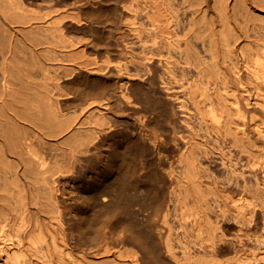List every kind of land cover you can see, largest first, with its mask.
I'll use <instances>...</instances> for the list:
<instances>
[{
    "label": "bare ground",
    "instance_id": "obj_1",
    "mask_svg": "<svg viewBox=\"0 0 264 264\" xmlns=\"http://www.w3.org/2000/svg\"><path fill=\"white\" fill-rule=\"evenodd\" d=\"M61 3L69 9L61 12ZM104 5L112 11L106 23ZM103 24L113 45L122 44L124 63L109 60L108 42L93 44L108 58L91 63L87 44L79 48L85 42L77 44L71 34ZM45 55L78 62L65 67L66 79L77 72L116 79L135 112L142 105L125 78L153 84L179 115L172 138L163 132L158 140L149 138L178 155L170 166L178 186L169 202L187 207L176 219L175 237L164 239L161 264H264V0H0V264H146L143 250L132 248L127 262L108 245L88 249L73 242L75 219L68 215L75 210L62 199L61 184L78 179L82 160L109 139L114 128L104 110L110 98L104 87L97 88L99 98L88 92L87 99L83 91L85 100L68 115L62 100L78 99L79 85L69 91L61 78L25 73L20 64ZM140 120L145 126L154 121L148 115ZM60 136L65 140L56 144ZM111 142L110 165L127 185L133 181L124 151L138 142ZM143 144L140 154L149 151ZM161 221L169 225L168 210ZM227 226L238 228H231L234 236ZM93 236L81 239L95 241Z\"/></svg>",
    "mask_w": 264,
    "mask_h": 264
},
{
    "label": "rangeland",
    "instance_id": "obj_2",
    "mask_svg": "<svg viewBox=\"0 0 264 264\" xmlns=\"http://www.w3.org/2000/svg\"><path fill=\"white\" fill-rule=\"evenodd\" d=\"M67 5H62V3L60 4V6L58 5L59 8L61 7L60 11L65 12L66 9H69ZM100 8L103 9H101L103 20L106 19L105 17H107V19L104 20V22L106 23V21L110 19L109 17L112 16L109 13V10L111 13L112 11L108 8V10L106 9V12L105 8H107V6L105 5L104 7ZM54 10H58V8H55ZM70 21L71 20L67 19L65 25L68 24V26H71V24H69ZM104 25L106 24H103L102 27L84 26V29L80 28L81 30L79 29V27L74 25L73 28L77 27V29L79 30H76L74 28L75 31L74 29H72L73 31L71 34H74V37L76 35L75 41L77 44H80L83 41L85 42L79 45V48L80 46H84L87 44V55L85 54V56L90 59L91 63H93L94 60L96 63H101L106 57L108 58L109 55V60L113 62L124 63L127 55H125V52L123 53L119 49L122 44L120 46L116 44V46L113 45V43H115L114 39L109 36L111 34L108 33L109 30L106 29L105 27L107 26L104 27ZM89 40L92 42L91 45L89 44L91 43ZM111 40L113 41V43ZM93 44L98 47H103V45L105 46V44V47H110L111 44V52H109L108 56H106L107 53L105 54V50H102L104 51L103 53L100 50V53L99 50L97 51L94 47H92ZM136 47L134 48L138 51L139 46L137 48ZM95 50L97 53L94 52ZM58 59L62 60V62H58ZM58 59L45 55L41 56V59L36 61L30 59L28 61H24L25 63H23L26 65V68L23 63L20 64L24 66L23 68L25 73H29L31 71V73L37 74V71H39L38 74L45 72L53 77L61 78V84L69 91H72L73 88L75 90L79 85L80 87L78 86L76 90L79 91L80 89V93L84 91V97L85 94L87 97L88 92V94L91 93V95L95 92L94 94L97 95L95 98H99V95L101 94V92H103L102 88L104 87L105 91L102 94H106L107 97L110 98V107L109 109L104 110V114L112 122L114 128L112 133H110L109 139L105 137L106 139H103V143L99 144L98 148L100 149L93 148L91 151V157L89 159L82 160L83 167L79 175L80 177L74 180L63 179V183L61 184L63 193L61 195L62 199L67 201V203L72 204L75 210V212H72L68 215L69 217L72 216L75 219V222H71V224H73V227L70 230L71 237L74 239L73 242L75 241L82 247L88 249H96L99 247H106L104 245H108L114 255L119 256L121 254V257L127 262L129 261L127 256L129 255V251L132 248L139 251L143 250L142 253L147 259L146 264H161L163 253L165 252V249L163 247L164 239L168 235H171L172 239L175 237V232L178 227L176 219L178 215L186 211L187 207H183V209H181L180 206H177V204L174 203V200L172 202H169V194L173 191V188L178 186L176 177L170 175V166L171 164L176 165L178 155L176 154V152L172 151L171 147H167V145L160 146L159 148L157 146H153L150 143V140H158L157 136L161 132L166 135L170 134L172 138L173 127L175 126L174 124H176L175 118L179 115L173 109L172 103H170L169 100L166 99L165 95L158 89V87L156 88V86L153 84H146V87V85L144 86L141 84V80H133L129 77L125 78V81L130 80V84L128 86H132V88L134 87V90L131 88L132 93L135 92L132 94L133 98L136 99L139 97L136 102L142 105L139 108V111L135 112L133 107L129 106L128 102L125 100V98L122 97V94L117 89L118 85L116 84V79H106L100 76L96 77L87 73L85 74L84 72H79L81 73V75L77 72L78 75H75L77 74L75 73L73 78L66 79L65 67H75L78 62H76L71 56H61ZM40 64H42L46 68L44 71L40 70ZM34 67L36 68V70L32 69ZM82 75L85 76V79L83 77L84 80L81 81L80 77ZM86 78L91 80V86H88V84L85 82ZM79 80L81 81V83ZM92 80H98L95 83L97 84V82H99L100 84L98 83L96 85ZM82 83L84 87L80 85ZM92 85H96V89L95 87L93 89ZM99 87L101 89V92L99 91V89H97ZM80 96L76 97L78 99H75V97H73L71 99L62 100L61 105L63 107V110H65L66 113L68 112V115L76 114L75 111H78L76 109H78L79 102L85 100V98H82V93ZM88 98L89 97H87V99ZM79 99L81 100L79 101ZM91 99L94 98H92L91 96ZM74 105L76 106V108ZM142 115H148L154 121L157 119L159 122H147V126H145L146 124L142 123V121L140 120ZM171 123L173 125H170ZM115 137L116 139H114ZM119 137H123L128 144L133 142L132 144L135 145L138 142V144H136L137 146L135 145L136 148L131 147L132 149L130 150L122 148V150L126 149V151L124 152H126L125 154L128 155L127 166L129 167V169L128 167L127 169L129 170L131 179L133 181L127 183V185L126 182L124 184V181L121 182V180H118L116 178L118 177V168L117 166L113 167L109 162L110 160L108 154H110V151L112 149L109 148L111 145L110 142L112 141L111 143H114L115 140L117 141L119 139ZM147 139H149V141ZM64 140L65 138H63V136H60L55 140V142L56 144H60L61 142H64ZM139 143H142V145L140 146ZM143 143H145V147H148L149 149V151L146 149V154H140L141 152H139L141 150V147H143L144 145ZM64 145L67 146V144L65 143ZM137 147H140V150ZM107 161L109 162V164ZM202 163L205 167H207V160H203ZM109 165L113 169L110 168ZM108 170H112V172L110 171L111 173L109 174ZM181 170V167H177L175 169L176 174H181ZM246 172L250 173L248 170H246ZM218 173L222 174L220 172ZM259 175L261 176V174ZM203 184L204 187H206L207 172L206 176L203 178ZM150 190L152 194H158L159 199H151V197L149 196V194H151ZM104 197H106L107 200ZM155 197H157V195ZM154 200H158V202H154ZM159 201L161 202L159 203ZM155 205H161L162 207L158 209L157 207H155ZM190 206H192V204ZM167 210L171 219L169 225H165L161 221L163 213ZM259 216L257 217L258 219L256 221V224L258 223L260 225L261 215ZM227 227L228 233L230 230L229 235L234 236L235 233L233 232L238 228H236V226L235 228H232L234 226ZM86 235H96L98 238H95V241H93V239H90V241L89 239L83 241L87 239ZM82 237L83 240L81 239ZM250 246H252V244H250ZM223 248L227 249L228 246H223Z\"/></svg>",
    "mask_w": 264,
    "mask_h": 264
}]
</instances>
